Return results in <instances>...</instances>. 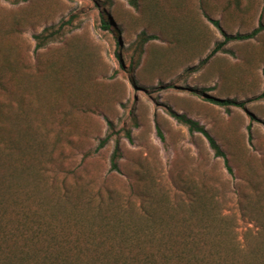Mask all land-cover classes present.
I'll return each instance as SVG.
<instances>
[{"label": "rangeland", "instance_id": "obj_1", "mask_svg": "<svg viewBox=\"0 0 264 264\" xmlns=\"http://www.w3.org/2000/svg\"><path fill=\"white\" fill-rule=\"evenodd\" d=\"M209 18L247 33L264 25V0H0L1 251L23 246L6 236L18 229L38 260L81 264L188 237L196 252L264 264V31L201 63L222 40ZM169 109L205 128L231 174Z\"/></svg>", "mask_w": 264, "mask_h": 264}, {"label": "trees", "instance_id": "obj_2", "mask_svg": "<svg viewBox=\"0 0 264 264\" xmlns=\"http://www.w3.org/2000/svg\"><path fill=\"white\" fill-rule=\"evenodd\" d=\"M128 4L132 7L137 6V0H126ZM209 21L220 30L222 35V40L217 42L214 47L209 51L207 57L201 62L205 63L209 58H211L215 53L221 51L222 48L229 42L232 41H243L249 40L257 36L260 32L264 31V25L259 21L257 27L252 29L251 31L243 34H227L224 32L219 25L217 20H213L209 18ZM102 28H107L108 24L105 20L100 21ZM46 36L44 35H36V48H41L45 43ZM153 38V37H152ZM197 92V91H196ZM196 94H200L204 101H207L211 104H215L218 106L225 107L226 109L229 108L230 105L234 106H242L241 103H237L234 100H227L217 98L208 94H204L203 91H199ZM263 94V93H262ZM169 114L175 118L179 123L186 126L189 133L193 134L195 132L201 133L207 140L209 147L214 153V156L221 157L224 160L225 167L227 171L231 174L232 169L228 164V160L219 147L215 139L205 130V128L200 125L197 121L189 118L184 114H178L174 111L169 109ZM109 125L111 123H108ZM111 126V125H110ZM160 134V133H159ZM127 138H130V133L127 131L125 133ZM160 138L162 137L161 134L159 135ZM110 139V135L106 134L103 138L98 141L96 146V150L102 148ZM120 158V147H119V140L115 139L114 141V148L110 156V170H117V162ZM39 227L36 226V231H38ZM34 229V230H35ZM6 236H9V239H16L24 241L23 246L17 252H4L0 250V264H81L80 261L84 258H87V255L82 256L81 254H70V253H61V252H54L51 256H48L47 253L38 260L36 257V252L32 250V244L34 241V233L28 237V235H24L20 229L16 230V232L6 231ZM135 239V240H133ZM138 235L136 237L130 238L129 240L125 239L124 241H120L121 243L125 244L130 242L129 244H139L141 243L138 240ZM189 239L193 240V238L181 239L178 242H175V245L178 248L171 249L167 252H155V253H130L125 255H120V253H101L97 255H92L88 257H92V263L90 264H234L235 260L229 261L225 258L222 254H214V255H206L204 253L196 252L189 247H193V241L189 242ZM50 244L54 245H64V242H58L54 239L50 238ZM195 245L201 244L200 241L196 242ZM189 242V243H188ZM54 243V244H53ZM93 243V241H90ZM142 243H146L143 242ZM190 245V246H189ZM189 248V249H188ZM47 252V251H46Z\"/></svg>", "mask_w": 264, "mask_h": 264}]
</instances>
